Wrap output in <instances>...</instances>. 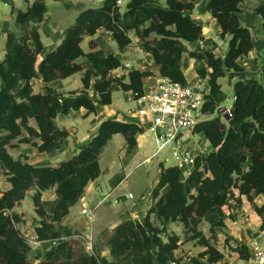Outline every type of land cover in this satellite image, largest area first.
Here are the masks:
<instances>
[{"label": "trees", "instance_id": "trees-1", "mask_svg": "<svg viewBox=\"0 0 264 264\" xmlns=\"http://www.w3.org/2000/svg\"><path fill=\"white\" fill-rule=\"evenodd\" d=\"M199 1L166 0L161 5L158 0H129L123 11L119 0H105L99 8L81 12L66 29L63 42L40 61L44 45L39 26L47 13L45 0H34L25 11H17L15 22L22 34L8 33L5 56L0 59V168L11 184V189L0 197V264H33L29 260L32 247L18 227L22 219L13 210L34 189L33 201L42 218L35 228L36 235L41 241L58 240L51 253L34 264H184L176 255L180 237L167 233L168 226L177 222L192 233V240H199L205 247L188 264H216L225 257L198 226L207 220L214 234L226 226L223 209L230 199L241 204L243 197L250 202L264 197V82L246 75L241 64L255 49L251 27L241 9L245 0H208L206 11L217 20L220 37L228 38L223 57L213 50L188 49L187 44L203 39V26L191 16ZM258 1L256 14L262 18L264 33V2ZM101 29L112 35L120 50L132 44L130 34L134 33L151 56L153 66L147 71L130 70L127 75L109 77L121 67V60L100 50L85 53L81 46L86 37L93 38ZM89 46L96 50L98 45L92 39ZM80 59L90 67L84 70ZM188 59L206 62L197 74L208 80L204 112L211 117L199 124L195 133L210 143L212 151L197 156L188 176L176 166L160 164V179L151 192L152 207L143 223L131 219L116 227L108 241L110 258L84 252L76 255L67 240L72 236L63 237L54 231V224L62 223L87 186L100 177V156L113 136L123 135L132 152L143 129L133 122L105 120L77 155L57 167H36L15 159L8 147L18 140L54 155L66 148L70 136L55 120L81 109L96 113L94 101L86 95L93 80L102 104L108 106L112 104L110 89L114 84L125 92H141L143 79L153 67L163 77L186 83ZM79 72H83L82 96L61 99L52 87L37 94L31 84L37 78L49 84ZM227 74L237 78L233 84L232 118L219 113L225 101L219 80ZM215 114L218 116L213 117ZM51 189H55L57 198L48 213L42 193ZM255 211L264 216V204L255 206ZM232 250L244 258L248 256L247 245L238 244Z\"/></svg>", "mask_w": 264, "mask_h": 264}, {"label": "rangeland", "instance_id": "rangeland-1", "mask_svg": "<svg viewBox=\"0 0 264 264\" xmlns=\"http://www.w3.org/2000/svg\"><path fill=\"white\" fill-rule=\"evenodd\" d=\"M33 1L34 0H0V29L4 30L6 27H9L12 32H15L19 35L22 34V29L15 25V12L13 13V10L22 9L23 11H25L28 5ZM104 1L105 0H45L47 13L45 15L44 21L39 26V32L45 47L41 57L46 55L50 50H52L57 44L61 42L62 36H65L66 29H68L75 23L81 11H84L86 9L99 8ZM128 1L129 0H125V2L122 4L123 11H125V6ZM160 1L163 2V0ZM262 2H264V0ZM259 5L260 1L258 0H245L243 5L241 6V9L243 11V18H245V20L250 23V17L252 15H256V8ZM258 18L261 22L262 18L259 15ZM258 18L252 19V24L254 26L252 27L251 33L255 44V51H252V56L253 58L259 59L258 62L261 65V71H259L258 75L261 79H264V37H261L263 32L258 31ZM260 27V29H262V24ZM211 29L212 34H215L216 31L213 29V27H211ZM227 39H222L220 37L218 44H214V46H212L208 50H213L217 56H221L228 48V41H225ZM99 40V42L97 41V45L103 46V48L108 51L107 53H113V46H111L112 44L107 37H103ZM86 47L87 43H84L83 48L85 50ZM4 52L5 43L2 41V43H0L1 59L4 57ZM116 52L119 53L117 48ZM122 60V65L129 63L132 68L140 70V66L143 63L142 60H144V57L140 53V51L135 48L132 50H128L126 54L122 56ZM79 62L84 64L85 60L80 59ZM251 62L252 61L247 60L246 62H244L246 63V71H251ZM123 70L124 69L121 68L119 73H121ZM193 71L194 69H190L187 72V77L189 80L193 79L194 74H197L198 69L197 71ZM250 74L252 76H255V73ZM194 79L196 82H199V80L202 78L197 74V78ZM234 79L235 78L232 79V77L227 74V76L220 79V81L224 84L225 89H227V85H230L228 84V82L231 83ZM53 87L56 91H59L61 99L64 97V94H66L65 91L80 92L79 89H83L81 94L84 93L83 91H85L84 87H82L80 74L71 76L69 77V79L66 78V81H64L62 84L57 81L53 84ZM35 89V91H41V87L39 85H37ZM225 92L227 94H225V101L223 102L222 107L224 105V108H231L233 104V92ZM89 93L91 94V92ZM129 93L130 92H125L120 88H112V104L110 107H107L108 110L106 108V111L103 112V116L106 120L114 119L121 122H130L131 112L135 111L138 107L135 102L128 99ZM82 113L83 112H78L73 114L72 118L75 119H71V122H66V120L63 119L64 117H58L55 122L60 128H63V123L69 124L70 127L73 122L74 126L77 128V137L79 138H81L84 132H96L93 130L94 124L92 122L96 118V113L90 115L85 119L83 118ZM216 116H218V114H216L215 117ZM223 121L225 122L224 119ZM31 124L35 125V121L31 120ZM71 131L73 132V135H76L77 132L75 129H72ZM184 133L185 137L183 136V142L188 148L193 151H199L203 146L208 144V141H206L201 134L192 133L189 131H184ZM24 134L27 135V132L24 131ZM77 137H73L68 141V144L66 146V151L68 150L66 154L67 157L73 154V151L75 150L73 147L77 146ZM124 141L125 140L122 135H117L116 138H112V140H110L105 146L100 156V165L102 172L99 178V184L101 186L99 188H101L102 190L98 194V197L94 199V201H92L91 203L87 202L86 204L89 208H94L95 205L100 200H102L105 195L111 193V197L107 199L102 204V206L97 208L98 210L96 211V218L99 219V217L101 216L102 220L100 222L109 223L110 225L120 220L121 215L125 214L126 211H130L138 201H140L144 196H148V194H150L155 185V180L158 177V166H160L162 162H164L168 167L175 166V160L172 158L170 151H165L153 160L146 162L145 159L152 156L156 151L154 134L148 130V127L144 129V132L141 135V147L135 156L133 155L132 157H130L129 155H126V151L123 150ZM13 143V146L8 147V151H10L14 158L27 162L29 160L31 162L32 160L37 162L40 159L38 151L33 146L21 144L18 142V140H15ZM202 150L205 151V149L203 148ZM129 153L131 152H129L127 148V154ZM60 158H63L64 160L69 159H66L65 156H62ZM37 163H39V161ZM7 181V176L0 168V193L3 189H5V184ZM120 181V185H118V187H115ZM35 192V189L28 191V195L18 207V211L22 212L21 214H19L22 222L18 225V227L24 236H37L35 228L42 221V218L37 213V208L35 207L33 201ZM129 194H133L135 199H126ZM47 199V196L43 197L42 201L46 203L44 204V209L48 213H50L53 208L54 202ZM116 201H119V203L115 204ZM263 204V197L256 198L253 202H250L245 197H243L241 204L236 202L234 199H230L228 205L223 209L226 215V223H228L225 227L218 228L213 234L210 232V224L208 223V221L203 220L199 224L198 228L205 234L207 238L210 239L211 243L225 255V258L229 259L234 252L232 249L236 245H249L250 242L255 238L264 239V229L262 228V226L264 225V216H259L255 211V206H261ZM84 207L85 204H83V206L80 204L73 209L77 210V214L80 219H82L84 215L82 214V216L80 212H78V210H81L82 213ZM84 217L88 221L87 217ZM95 221L93 223H95ZM98 221L99 220H97V222ZM97 222L95 224L96 227ZM100 222H98V224ZM54 226V231H59L63 237H67V235L72 236V238H68L67 240H69V243L74 248L76 255L83 252L90 254L91 252L88 251L90 250L89 245H95V254L101 255L107 249L108 241L110 239L109 234L107 233H102L99 238L90 237L91 241L88 243H86L84 238L77 237L84 236L85 238H87L88 236L84 224L78 222L76 220V217L72 221L64 219L62 223H56L54 224ZM167 233L169 235H178L180 237V246L176 251V255L179 259L182 260L184 264H188L194 258H198L200 254L205 250V247L200 244L199 240L191 239L192 233L187 231L182 223L177 222L171 224L169 228H167ZM31 247L32 249L29 253V260L34 264L39 257L46 258L56 246H53L49 241H45L40 245H32ZM56 262L58 263L59 261Z\"/></svg>", "mask_w": 264, "mask_h": 264}, {"label": "crops", "instance_id": "crops-1", "mask_svg": "<svg viewBox=\"0 0 264 264\" xmlns=\"http://www.w3.org/2000/svg\"><path fill=\"white\" fill-rule=\"evenodd\" d=\"M181 1H183V2H189L190 0H181ZM159 2L160 3H162L161 5H164L165 4V2H166V0H163V2H161L160 0H159ZM207 3H208V0H200L199 2H197L196 3V6H195V9L191 12V16H192V18H193V20H195L197 23H199V24H201L202 26H203V39L202 40H200V41H197V42H195V43H191V44H187V47H188V49L189 50H191V51H196V52H203V51H205V50H208L209 48H211L212 46H214V44H218V41H219V36H220V34H221V28H220V26H219V24H218V22H217V20L216 19H214V18H212L211 17V15L206 11V6H207ZM30 4H32V3H30ZM29 4V5H30ZM201 4V5H200ZM28 5V6H29ZM243 5V4H242ZM241 5V6H242ZM28 8V7H27ZM201 8H202V10H201ZM18 10H22V9H17V10H13V13L15 12V14H14V22H15V19H16V14H17V11ZM87 10V9H86ZM85 11V10H84ZM81 12H83V11H81ZM253 18H255V19H257L258 18V15L256 14L255 16H251L250 17V23H249V25H250V27H251V30H252V27L254 26L253 24H252V19ZM258 20H259V26H258V31H262L263 32V28L262 29H260L261 27V24H262V21L260 22V19L258 18ZM15 25L17 26V24H16V22H15ZM211 27H213V29L216 31V33L215 34H212V29H211ZM9 32H12L11 31V29L9 28V27H6L4 30H1L0 29V43H2V41L5 43V45H6V40H7V35H8V33ZM264 37V33L261 35V37ZM103 37H107L109 40H110V42H111V46H113V53H114V51H115V56L116 57H118L120 60H121V63H123V60H122V56L123 55H125L126 54V52L128 51V50H132V49H138L139 51H140V53L143 55V57H144V60H142V65L140 66V70L141 71H147L148 69H149V67H152L153 66V60H152V58H151V56L139 45V40H138V38L136 37V35L134 34V33H131L130 34V37H131V39H132V44L131 45H129V46H127L124 50H120L119 48H118V46H117V44H116V42L114 41V39L112 38V35L109 33V32H107L106 30H104V29H101V30H99L98 32H97V34L93 37V38H90V37H86L85 39H84V41L82 42V44H81V46H82V48H83V46H84V43L86 44L87 43V47H86V50L83 48V50H84V52L85 53H89V52H91V51H97V50H100V51H103V52H108V51H106L104 48H103V46H97V48H96V50H92L91 48H90V46H89V42H90V40H92V39H94L96 42L98 41H100L99 39H102ZM64 38H65V36L63 35L62 36V40H61V42L59 43V44H57L52 50H50L48 53H50V52H52L53 50H55L62 42H63V40H64ZM58 40V39H57ZM228 40V39H227ZM227 40H225V41H227ZM263 40V39H262ZM262 40H261V42H262ZM60 41V40H59ZM44 45V44H43ZM116 48L118 49V51H119V53L118 52H116ZM197 48V49H196ZM44 49H45V47H44ZM228 49V48H227ZM227 49L224 51V53L221 55L222 57L226 54V52H227ZM264 49V48H263ZM255 51V50H254ZM253 51V52H254ZM43 52H44V50H43ZM47 53V54H48ZM46 54V55H47ZM42 55V54H41ZM41 55L39 56V58H40V60H42L43 58H45L46 57V55H44L43 57H41ZM4 56H5V52H4ZM4 58V57H3ZM2 58V59H3ZM186 58V57H185ZM1 59V58H0ZM39 60V61H40ZM246 60L247 61H252L251 63H250V66H251V71H246V63H244V62H246ZM259 61V59H257V58H253V56H252V52H251V54L249 55V57H246L245 59H242L241 60V64L244 66V68H245V74L246 75H248L249 74V76H252L250 73H255L254 75L255 76H253V77H257V78H260L259 77V71H261L260 70V68H261V65H260V63L258 62ZM187 65H188V68L185 70V77H186V79H187V81H194V82H196L195 81V79L194 78H197V74H194V77H193V79L192 80H189L188 79V77H187V72L191 69V70H193L194 69V71H197V69H200V68H202L204 65H206V62L205 61H203V62H201V61H198V60H195V59H188L187 60ZM90 66L88 65V64H83V69L84 70H86V69H88ZM121 68H123L124 70L121 72V73H119V71L121 70ZM130 70H139V69H136V68H131V69H126L125 67H124V65H121V67L120 68H118V69H116V70H113L110 74H109V77H111V78H114V77H118V76H121V75H127L128 74V72L130 71ZM263 70H264V67H263ZM152 71H154V72H157V73H160L159 72V69L157 68V67H153L152 68ZM193 71V72H194ZM253 71V72H252ZM77 74H80V80H81V83H82V77H83V72H79V73H77ZM121 74V75H120ZM76 75V74H75ZM74 76V75H73ZM67 79H69V78H67ZM222 79V78H221ZM79 80V79H78ZM201 80V81H200ZM199 80V82H202V83H205L207 86H208V84H207V82H208V80L207 79H200ZM57 81H59L61 84L64 82V81H66V79H63V80H57ZM57 81H54V82H51V83H49V84H46V83H44L43 81H42V79L41 78H37V79H34V80H32V82H31V84H32V86H33V89H34V92L35 93H40V94H44V93H46V90H47V87H52V88H54L53 87V84L55 83V82H57ZM198 81V80H197ZM237 81V78H235L234 80H232V82L230 83V82H228V84H230V85H227L228 86V88L227 89H225V87H224V84L219 80V82H220V84L222 85V92H223V94L225 95V94H227L225 91H228L229 93H232L233 92V84L235 83ZM262 81H264V79L262 78ZM80 82V81H79ZM94 83H95V80H93V82H92V86H91V88L88 90V91H86V95H88V97H90L93 101H94V103H95V105H96V109H97V111H96V114L95 113H93V114H95V116H96V118L92 121L93 122V124H94V128H93V130L94 131H96V132H84L83 134H82V136H81V138H79V137H77V135H78V132H77V128L74 126V124H73V122H72V124L70 125V127H69V124H67V123H63L62 124V127L63 128H61V129H66L68 132H69V134H70V136H69V139H68V141L70 140V139H72L73 137H77L78 138V141H77V146H75V147H73L75 150L73 151V154L71 155V156H69V157H67V151H66V149L67 148H65L64 150H62V151H60V152H58V153H56V154H54V155H49V154H47V153H41V152H39V150L37 149V148H35L37 151H38V155L40 156V159L38 160L39 161V163H37L36 161H33L32 160V162L29 160L28 161V163H30V164H32V165H34V166H36V167H42V166H52V167H57V166H59L60 164H61V162H63V161H67V160H64L63 158H60V157H62V156H65L66 157V159H71L73 156H75V155H77L78 153H79V148L82 146V145H85V144H88L90 141H91V139L98 133V129H99V126H100V124L103 122V121H105L106 119L104 118V116H103V112H105L106 111V108L107 107H110L111 105H108V106H104L103 104H102V102H101V99L99 98V96H98V94L96 93V91L94 90ZM37 85H39L40 87H41V91H35L36 89H35V87L37 86ZM82 87H83V83H82ZM120 88L119 86H117V85H113L112 87H111V89H110V91L112 92V88ZM121 89V88H120ZM82 90L83 89H79V91L80 92H76V91H65V93L66 94H64V97L62 98V99H66V98H70V97H78V96H82L84 93H82L81 94V92H82ZM58 93H59V91H57ZM84 92V91H83ZM89 92H91V94L89 93ZM223 107H224V105H223ZM101 109V110H100ZM107 110H108V108H107ZM78 112H83L82 113V116H83V118L85 119V118H87V117H89L90 115H92V114H88V112H87V110H85V109H81L80 111H71L70 112V114H68V115H66V116H59V117H64L63 119L64 120H66V122L67 121H69V122H71L72 120L71 119H75V118H72V116H73V114H75V113H78ZM109 115V114H108ZM216 115V114H215ZM215 115H213V117L215 116ZM109 117H111V116H109ZM67 118V119H66ZM62 119V120H63ZM69 119V120H68ZM79 119V118H78ZM81 119V118H80ZM111 120H114V119H111ZM56 121V120H55ZM62 122V121H61ZM68 122V123H69ZM57 124V123H56ZM58 126V125H57ZM59 127V126H58ZM60 128V127H59ZM72 129H75L76 130V135H73V132L71 131ZM117 135H121V134H117ZM117 135H114L113 136V138H116L117 137ZM123 136V135H122ZM124 137V136H123ZM112 140V139H111ZM124 143H123V150L124 151H126V155H129L130 157H132L133 155L135 156L137 153H138V151L140 150V147H141V135L140 136H138V138H137V147L135 148V150H133L131 153H129V154H127V148H128V144H127V142H126V139H125V137H124ZM119 144H120V142H119ZM28 145V144H27ZM31 146V145H30ZM202 148L203 149H205V151L204 150H202ZM201 148V150H199L198 152H200V153H203V152H210V151H212V147H211V145H210V143L208 142V144H206L205 146H203ZM9 153H10V151H9ZM11 154V153H10ZM12 155V154H11ZM13 156V155H12ZM14 158V157H13ZM16 159V158H15ZM68 159V160H69ZM145 161V160H144ZM33 162H35V163H33ZM164 163V162H163ZM164 165L166 166V167H168L165 163H164ZM102 172V171H101ZM160 172H161V170H160V168H159V166H158V177H157V179L155 180V185H154V187L157 185V183H158V181H159V179H160ZM101 176V175H100ZM100 178V177H99ZM99 178L97 179V180H95V181H93V182H91L88 186H87V188H86V190H85V193H84V195H83V197L79 200V202H77V204H75L73 207H71V209H70V212H69V214L65 217V219H68V220H74L75 219V217H76V220L78 221V222H80V223H82V224H84V226H85V230H87L86 232H87V236L88 237H91V238H94V237H96V238H99L100 236H101V234L103 233H107V234H109V237H111L112 236V234H113V231H115V229H116V227L118 226V225H120L122 222H125V221H128V220H131V219H133V220H139L141 223H143L144 222V218H145V216H146V214H147V212L149 211V209L152 207V205H153V201L151 200V198H150V194H151V192H150V194H148V196H144L140 201H138L132 208H131V210L130 211H126V213L125 214H123V215H121L120 216V220H118L117 222H115L114 224H112V225H110L109 223H103V222H100L101 220H102V217L100 216L99 217V219H97L96 218V221H95V223H93V224H90L87 220H86V218L82 215V213H81V210L79 211L78 210V212H80V214L83 216V218L82 219H80L79 218V216H78V214H77V210H73L76 206H78V205H82L83 206V204H87V202H92V201H94V199L95 198H97L98 197V194L101 192V188H99V187H101L100 186V184H99ZM122 181V180H121ZM121 181L115 186V187H118V185H120V183H121ZM154 187H153V189H154ZM9 189H11V184H10V182L9 181H7L6 182V184H5V189H3L2 190V192L0 193V197L2 196V193L3 192H5V191H8ZM152 189V190H153ZM98 192V193H97ZM28 195V194H27ZM26 195V196H27ZM42 196L43 197H48V199L47 200H51V201H55L56 200V198H57V196H56V193H55V189H51V190H48V191H45V192H43L42 193ZM42 197V198H43ZM111 197V193H109V194H107V195H105L104 197H103V199L102 200H100L96 205H95V207H97V208H99L100 206H102V204L107 200V199H109ZM260 197H263V196H259L258 198H260ZM127 199V198H126ZM135 199V198H134ZM263 199H264V197H263ZM117 203H119V201H116L115 202V204H117ZM20 205H17L15 208H14V212L15 213H17V214H21L22 212H20V211H18V207H19ZM82 209V208H81ZM98 210V209H97ZM74 218V219H73ZM97 220H99L98 222H100L99 224H98V222H97ZM153 220V219H152ZM96 222H97V227L95 226V224H96ZM225 223H226V221H225ZM171 224H173V223H171ZM170 224V225H171ZM226 224H228V223H226ZM169 225V226H170ZM169 226H168V228H169ZM109 227V228H108ZM85 232V233H86ZM111 235V236H110ZM77 237H79V238H84V236L83 237H81V236H77ZM96 248H95V245H94V250H95ZM102 256H104V257H107V258H110V251H109V247L107 246V249L101 254Z\"/></svg>", "mask_w": 264, "mask_h": 264}, {"label": "built area", "instance_id": "built-area-1", "mask_svg": "<svg viewBox=\"0 0 264 264\" xmlns=\"http://www.w3.org/2000/svg\"><path fill=\"white\" fill-rule=\"evenodd\" d=\"M124 2V0H119L118 4L122 5ZM124 67L132 68L129 63L124 64ZM208 93L209 88L205 83L177 82L154 71L143 79L141 92L130 91L128 99L135 102L138 107L131 112L130 122L139 125L143 132L148 127V130L154 134L156 151L145 159L146 162L165 151H170L175 160V166L182 170L184 176H188L200 152L193 151L185 145L184 131L195 133L199 124L210 119L211 115L204 112ZM219 113L232 118L231 108H224L221 105ZM126 198L133 200L135 197L129 194ZM96 211L97 207L89 208L85 204L82 214L87 217L89 223H93ZM25 238L31 246L45 242L39 240L37 236H25ZM84 240L86 243L91 241L90 237H84ZM49 242L56 246L58 240ZM247 247L248 256L246 258L234 251L231 258L224 257L216 264H264V239L255 238ZM89 249L90 254H95L94 246L89 245Z\"/></svg>", "mask_w": 264, "mask_h": 264}]
</instances>
